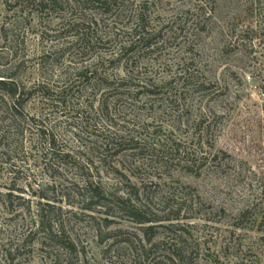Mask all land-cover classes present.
<instances>
[{
  "label": "rangeland",
  "instance_id": "obj_1",
  "mask_svg": "<svg viewBox=\"0 0 264 264\" xmlns=\"http://www.w3.org/2000/svg\"><path fill=\"white\" fill-rule=\"evenodd\" d=\"M0 80V264H264V0H0Z\"/></svg>",
  "mask_w": 264,
  "mask_h": 264
},
{
  "label": "trees",
  "instance_id": "obj_2",
  "mask_svg": "<svg viewBox=\"0 0 264 264\" xmlns=\"http://www.w3.org/2000/svg\"><path fill=\"white\" fill-rule=\"evenodd\" d=\"M146 37L142 34V33H140V34H138V38L135 40V41H137V42H144V46H146V47H149L150 46V43H147L146 42ZM146 42V43H145ZM134 42H131L130 44H133ZM130 46V45H129ZM80 74H82V72L80 73ZM0 84H5V82H3L2 80H0ZM12 94H17V89H14L13 91H12ZM137 219V221L138 222H149V221H152V220H145V219H142V218H140V217H136Z\"/></svg>",
  "mask_w": 264,
  "mask_h": 264
}]
</instances>
